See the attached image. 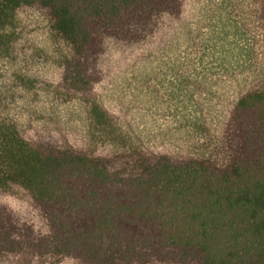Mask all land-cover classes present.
<instances>
[{"label":"trees","instance_id":"trees-1","mask_svg":"<svg viewBox=\"0 0 264 264\" xmlns=\"http://www.w3.org/2000/svg\"><path fill=\"white\" fill-rule=\"evenodd\" d=\"M0 264H264V0H0Z\"/></svg>","mask_w":264,"mask_h":264}]
</instances>
